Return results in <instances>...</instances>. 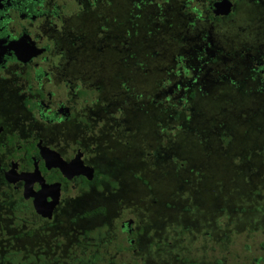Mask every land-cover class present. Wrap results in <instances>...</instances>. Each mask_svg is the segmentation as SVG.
Masks as SVG:
<instances>
[{
    "label": "trees",
    "instance_id": "16d2710c",
    "mask_svg": "<svg viewBox=\"0 0 264 264\" xmlns=\"http://www.w3.org/2000/svg\"><path fill=\"white\" fill-rule=\"evenodd\" d=\"M211 1L59 11V53L89 67L86 87L119 96L120 113L101 132L98 189L65 223L7 226L0 264H227L233 233L264 231V1L219 15ZM0 199L7 219L30 217Z\"/></svg>",
    "mask_w": 264,
    "mask_h": 264
},
{
    "label": "flooded vegetation",
    "instance_id": "af4514ba",
    "mask_svg": "<svg viewBox=\"0 0 264 264\" xmlns=\"http://www.w3.org/2000/svg\"><path fill=\"white\" fill-rule=\"evenodd\" d=\"M216 1L220 0H212L210 7L219 15ZM227 1L231 10L234 0ZM62 2L58 6V0H0V196L8 198L10 205L12 200L19 201L30 215L18 221L7 219L6 201L0 199V242L4 245L6 233L11 232L7 226L24 235L27 225L65 223L63 215L70 210L74 214L81 207L79 200L98 189L92 181L99 168L95 161L101 162L106 144L101 132L107 120L115 115L117 119L120 113L119 96L80 81L88 66L75 67L68 57L52 58L57 46L62 48L59 41L68 35L59 12L68 0ZM52 18L60 21L55 31L50 29ZM11 46L40 50L31 57L22 53L24 58L18 59ZM62 81L65 89L60 92L56 87ZM89 89L97 93L86 96ZM60 158L67 163L64 170L57 165ZM34 198L41 205L40 212Z\"/></svg>",
    "mask_w": 264,
    "mask_h": 264
},
{
    "label": "rangeland",
    "instance_id": "374dc122",
    "mask_svg": "<svg viewBox=\"0 0 264 264\" xmlns=\"http://www.w3.org/2000/svg\"><path fill=\"white\" fill-rule=\"evenodd\" d=\"M58 2L60 4H62V0H58ZM80 2L76 1V0H68V5L66 6V8L64 7V9H61V13H64V11H70L71 13H74L76 11L79 10L80 8ZM193 4H195L196 6H201V4L198 2L196 3V1H193ZM53 22L51 24L50 29H52V31H55L56 29H58V27L60 26L59 22L57 21V19L52 18ZM64 41V44L65 45ZM57 50H61L59 49V46H57V48L55 49V54L52 55L53 59H56V57H60V58H65L67 56L64 57V55H61L60 53H57ZM85 66V65H84ZM53 88H55V85H52ZM56 89L61 90L60 92H62L65 89V85L64 82L62 81L60 83V85L58 87H56ZM89 92L86 94V96L89 97H93L97 91L93 90V89H89ZM166 141V140H165ZM163 141V143L165 142ZM264 241V231L262 230H248L247 228L243 227V228H239V230L235 233H233V240L232 243L230 245H228V250L231 251V253L229 252L227 255V264H241V262L236 261L235 259H233L235 255V253H240L242 256V260L246 261H251L252 259H259V258H264V249L262 248V242ZM244 244H247L248 247H246L245 250V246ZM201 251H199L197 254H199ZM217 252H215L216 254ZM227 254V252H226ZM201 257V256H199ZM260 260V259H259ZM262 261L260 260V263ZM247 264V262H246Z\"/></svg>",
    "mask_w": 264,
    "mask_h": 264
},
{
    "label": "water",
    "instance_id": "95a60500",
    "mask_svg": "<svg viewBox=\"0 0 264 264\" xmlns=\"http://www.w3.org/2000/svg\"><path fill=\"white\" fill-rule=\"evenodd\" d=\"M224 3H225V6L223 5ZM230 5H231V2H228L227 0L216 1V2H214L215 12L219 13V14H226L230 10ZM18 40L19 39H15L14 41L17 42ZM11 50H12V52L16 58L23 59L24 57H23L22 53H26L25 57H31V56H33L32 54H36V52H39L40 49L38 50L35 48L34 51L33 50L25 51L23 49H18L16 47L11 46ZM57 165L61 168V170H64L67 167V163L65 161H63L62 159H61L60 164H57ZM34 197H35V194H34ZM44 201L48 202L46 199ZM48 204H49V202H48ZM34 205L36 207V210L40 212L41 205L39 204V202L36 201L35 198H34ZM48 215H50V211L48 212Z\"/></svg>",
    "mask_w": 264,
    "mask_h": 264
}]
</instances>
